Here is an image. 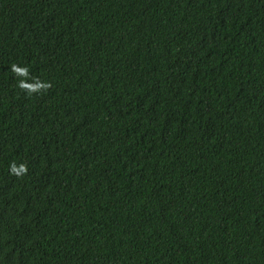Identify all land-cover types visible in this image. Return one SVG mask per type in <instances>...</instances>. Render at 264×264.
<instances>
[{"label": "trees", "instance_id": "obj_1", "mask_svg": "<svg viewBox=\"0 0 264 264\" xmlns=\"http://www.w3.org/2000/svg\"><path fill=\"white\" fill-rule=\"evenodd\" d=\"M0 264H264V0H0Z\"/></svg>", "mask_w": 264, "mask_h": 264}]
</instances>
